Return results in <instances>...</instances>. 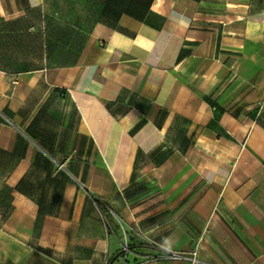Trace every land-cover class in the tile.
I'll use <instances>...</instances> for the list:
<instances>
[{
	"label": "crops",
	"instance_id": "1",
	"mask_svg": "<svg viewBox=\"0 0 264 264\" xmlns=\"http://www.w3.org/2000/svg\"><path fill=\"white\" fill-rule=\"evenodd\" d=\"M194 249L264 264V0H0V264Z\"/></svg>",
	"mask_w": 264,
	"mask_h": 264
},
{
	"label": "built area",
	"instance_id": "2",
	"mask_svg": "<svg viewBox=\"0 0 264 264\" xmlns=\"http://www.w3.org/2000/svg\"><path fill=\"white\" fill-rule=\"evenodd\" d=\"M127 250V247L123 248V251ZM197 249H194L191 253L184 254V253H178L176 251L171 250H163L161 251L164 256H160V258H164L166 260L170 261H179V260H187L190 261L191 264H198L197 262ZM106 264H110V261L108 260Z\"/></svg>",
	"mask_w": 264,
	"mask_h": 264
},
{
	"label": "rangeland",
	"instance_id": "3",
	"mask_svg": "<svg viewBox=\"0 0 264 264\" xmlns=\"http://www.w3.org/2000/svg\"><path fill=\"white\" fill-rule=\"evenodd\" d=\"M100 209H101V211L103 212V208L101 207ZM159 255H160V256H164V254H163L162 252L159 253ZM161 258H162V257H161Z\"/></svg>",
	"mask_w": 264,
	"mask_h": 264
}]
</instances>
